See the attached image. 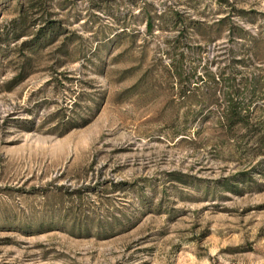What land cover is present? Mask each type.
I'll list each match as a JSON object with an SVG mask.
<instances>
[{"label":"rangeland","instance_id":"obj_1","mask_svg":"<svg viewBox=\"0 0 264 264\" xmlns=\"http://www.w3.org/2000/svg\"><path fill=\"white\" fill-rule=\"evenodd\" d=\"M0 264H264V0H0Z\"/></svg>","mask_w":264,"mask_h":264},{"label":"trees","instance_id":"obj_2","mask_svg":"<svg viewBox=\"0 0 264 264\" xmlns=\"http://www.w3.org/2000/svg\"><path fill=\"white\" fill-rule=\"evenodd\" d=\"M149 19V18H148ZM146 28L150 30L151 24L150 19L146 22ZM225 119L227 122H229L232 125L239 124L242 122V118L240 116V112L238 109L234 106H230L229 109H227Z\"/></svg>","mask_w":264,"mask_h":264}]
</instances>
